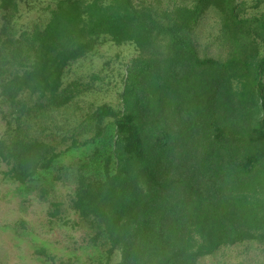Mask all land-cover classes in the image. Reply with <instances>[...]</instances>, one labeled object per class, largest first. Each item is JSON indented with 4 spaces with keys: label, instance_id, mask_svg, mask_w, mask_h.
I'll return each instance as SVG.
<instances>
[{
    "label": "trees",
    "instance_id": "trees-1",
    "mask_svg": "<svg viewBox=\"0 0 264 264\" xmlns=\"http://www.w3.org/2000/svg\"><path fill=\"white\" fill-rule=\"evenodd\" d=\"M107 45L117 105L89 99L101 72L67 80ZM0 123L2 180L84 234L85 264H232L239 247L235 264H264V0H0Z\"/></svg>",
    "mask_w": 264,
    "mask_h": 264
},
{
    "label": "rangeland",
    "instance_id": "rangeland-1",
    "mask_svg": "<svg viewBox=\"0 0 264 264\" xmlns=\"http://www.w3.org/2000/svg\"><path fill=\"white\" fill-rule=\"evenodd\" d=\"M253 1L246 0L247 5H252ZM118 53L121 54L114 46L102 47L92 57L75 63L68 71L67 80L86 78L92 73L101 72L104 80L99 83H104L103 90L89 99L117 105L124 72V60L117 59ZM1 131L0 123V134ZM86 152H89L88 148L66 152L58 160L56 167L78 159ZM53 173L51 171L48 177ZM58 189L63 193L68 191L63 186ZM47 206V203L37 200L24 187L5 183L0 175V264H41L33 255L38 248H46L47 252L58 259L76 256L82 264L96 254L86 245L81 232L48 224ZM244 250V247L234 248L223 256V260L235 264L243 259Z\"/></svg>",
    "mask_w": 264,
    "mask_h": 264
}]
</instances>
